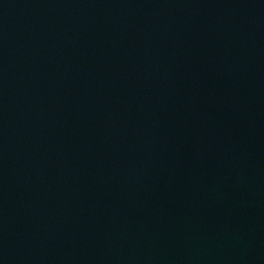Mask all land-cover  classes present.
Returning <instances> with one entry per match:
<instances>
[{"label":"water","instance_id":"1","mask_svg":"<svg viewBox=\"0 0 264 264\" xmlns=\"http://www.w3.org/2000/svg\"><path fill=\"white\" fill-rule=\"evenodd\" d=\"M0 264H264V0H0Z\"/></svg>","mask_w":264,"mask_h":264}]
</instances>
